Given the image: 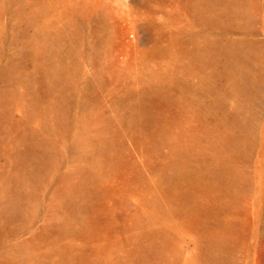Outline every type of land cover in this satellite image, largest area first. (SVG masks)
<instances>
[{
  "label": "rangeland",
  "instance_id": "rangeland-1",
  "mask_svg": "<svg viewBox=\"0 0 264 264\" xmlns=\"http://www.w3.org/2000/svg\"><path fill=\"white\" fill-rule=\"evenodd\" d=\"M0 264H264V0H0Z\"/></svg>",
  "mask_w": 264,
  "mask_h": 264
}]
</instances>
